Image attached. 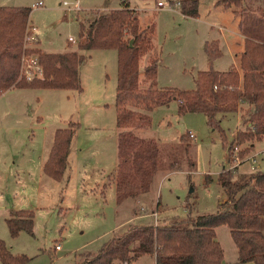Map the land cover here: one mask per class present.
<instances>
[{
    "label": "rangeland",
    "instance_id": "rangeland-1",
    "mask_svg": "<svg viewBox=\"0 0 264 264\" xmlns=\"http://www.w3.org/2000/svg\"><path fill=\"white\" fill-rule=\"evenodd\" d=\"M37 1L0 0V4L30 6L29 24L35 29L31 32L36 31L37 45L47 51L76 48L80 20L86 23L97 12L107 10L105 4H119V0H79L80 9L68 10L64 0H42V5L34 6ZM157 1L137 0L136 8L141 27L154 22L152 48L140 56V71L159 55V86L193 88L197 70L210 66L204 49L206 40L218 39L221 54L212 67L223 70L233 63L238 65L244 30L264 35V0H242L241 5L230 0H199L196 16L180 12L176 2L161 0L164 6L158 7ZM227 3L230 6L224 7ZM240 15L244 18L242 25ZM70 35L74 40L68 39ZM83 52L87 56L79 65L80 90L14 86L0 93V238L13 254L26 255L19 264L71 263L80 259L83 251L96 252L112 230H123L129 224V218L132 223L160 221L215 211L218 202L226 198L217 181L223 168H233L234 175L249 172L248 157L254 154L264 169V138L254 140L252 149L244 154L239 153L240 148L251 142L235 143L239 150L233 145L232 156H228L227 144L236 130L245 126V102L238 111L221 118L219 130L209 125L204 112L180 113L177 100H171L154 107L151 125L136 131L155 138L161 147H172L179 156L180 135L192 130L195 168L188 170L180 163L172 170L159 169L150 194L118 204L111 176L117 163V50L93 48ZM74 121L78 124L64 174L60 179L49 177L42 165L54 129ZM158 197L162 208L159 206L157 215L132 217L133 209L141 205L145 207L141 211L150 213ZM21 207L34 212L33 232L20 230L13 236L6 217L11 208ZM217 235L225 259L238 264L228 226L217 225ZM56 243H60L59 249ZM150 257L146 253L139 263L150 264Z\"/></svg>",
    "mask_w": 264,
    "mask_h": 264
},
{
    "label": "trees",
    "instance_id": "trees-1",
    "mask_svg": "<svg viewBox=\"0 0 264 264\" xmlns=\"http://www.w3.org/2000/svg\"><path fill=\"white\" fill-rule=\"evenodd\" d=\"M168 1L178 3L180 12L185 15L198 14L199 0ZM230 1L237 5L242 3V0ZM120 3L119 7L97 12L86 23L80 20L76 48L63 51H47L37 45V40L29 42L26 35L30 32L28 26H31L30 6L0 4V93L14 86L80 90L79 65L87 56L83 50H117V163L112 177L118 204L127 198L150 194L159 169L172 170L180 163L185 164L188 170L195 168L192 150L195 143L191 141L189 130L180 135L181 156L175 154L172 147H161L155 138L136 131V128L151 125L150 112L158 105L177 100L180 113L188 110L204 112L209 125L221 130V118L227 112L238 111L245 102V126L238 128L227 144L229 158L235 143L251 142L240 148L239 153L244 154L252 149L254 140L264 138L263 33L255 31L251 35L244 30L238 67L223 70L212 67L214 59L221 54L217 39L206 40L204 49L210 66L197 70L193 88L159 86V55L151 58L142 71L139 67L140 56L152 48L154 22L141 27L137 8L130 6L128 0ZM229 6V3L224 4V7ZM233 10L237 11L236 8ZM243 20V15H240L239 25ZM23 54L37 57L42 68L40 74L27 78L22 73ZM77 124L74 121L72 125L54 129L52 144L42 165L43 172L49 177L60 179L63 176ZM217 181L226 198L218 202L215 211L163 218L152 223H130L123 230H112L96 252L83 251L79 253L80 259L68 264H115L146 253L154 255V264H230L224 260L223 249L216 236L215 228L222 223L228 226L236 246V262L251 260L255 264H264V231L261 227L264 169L256 168L234 175L233 168H223L217 175ZM159 206L162 208L158 197L150 211H157ZM143 207L134 208L133 215L146 212L140 210ZM33 216L31 208H11L6 217L9 232L13 236L20 230L32 233ZM26 258L24 254H13L0 238L3 264H19Z\"/></svg>",
    "mask_w": 264,
    "mask_h": 264
},
{
    "label": "built area",
    "instance_id": "built-area-1",
    "mask_svg": "<svg viewBox=\"0 0 264 264\" xmlns=\"http://www.w3.org/2000/svg\"><path fill=\"white\" fill-rule=\"evenodd\" d=\"M63 5L65 6L66 9L71 10V9H75L78 10L80 9V4H79V0H74L73 3H69L67 0H64ZM42 4V0H38L37 2L34 3V6L37 5H41ZM158 7H162L164 6V2L161 0L157 1ZM30 29L29 34L26 35L27 39L29 40V42H34L37 40L36 34L33 33L34 31L31 32V29H34L33 25L28 26ZM69 40H74L73 36H69L68 37ZM21 71L22 73L27 77V78H31L35 75H38L42 72V68L40 66V64L38 63L37 57L35 55H26L23 54L21 57ZM189 135L192 138H195V134L192 130H189ZM235 150H239L237 145H234ZM234 150V152H235ZM236 153V152H235ZM248 159L250 160V168L251 170H254L257 168L258 165V161L256 158V155L251 154ZM256 163V164H255ZM55 248L59 249L60 248V243H56L55 244Z\"/></svg>",
    "mask_w": 264,
    "mask_h": 264
},
{
    "label": "crops",
    "instance_id": "crops-1",
    "mask_svg": "<svg viewBox=\"0 0 264 264\" xmlns=\"http://www.w3.org/2000/svg\"><path fill=\"white\" fill-rule=\"evenodd\" d=\"M120 1L121 0H119V4H118V6H109V5H107V4H105V5H103V7H106L107 9H111V8H116V7H119L120 5H121V3H120ZM139 1V0H138ZM128 2H129V4H130V6H135V7H137L136 5H137V0H128ZM216 3V2H215ZM42 5V4H41ZM37 6H40V5H37ZM30 22H31V20H29ZM32 23V22H31ZM33 25V24H32ZM33 27H34V25H33ZM35 30V29H34ZM35 34H37L36 33V31H35ZM241 34V33H240ZM38 36V35H37ZM241 36H242V39H243V37H244V34L242 33L241 34ZM218 40V39H217ZM236 42H237V40H236ZM230 47H231V45H230ZM236 51L234 52V55L236 56ZM240 57V56H239ZM232 66H236V67H238V65H236L235 63H233L231 66H229V68L230 67H232ZM220 70V69H219ZM190 130V129H189ZM117 131H118V129L116 130V133H117ZM234 136V135H233ZM52 138H53V136H52ZM52 144V143H51ZM257 168H261V165H260V162H258V165H257ZM251 169V168H250ZM112 176V175H111ZM210 178V177H209ZM164 207V206H163ZM149 214H151V215H157L158 214V212L157 211H155V212H146V213H142V214H136V215H134V216H132L133 218L134 217H144V216H148ZM132 219V218H131ZM130 218H129V221H128V223L130 224V223H132ZM264 215L262 216V221H261V227H262V230L264 231ZM156 221V220H155ZM155 221H146V222H134V223H152V222H155ZM117 227V226H116ZM127 226H125L124 228H126ZM123 228V229H124ZM116 229V228H115ZM117 230V229H116ZM216 236L218 237V235H217V226H216ZM218 239V238H217ZM148 254H150V264H154V255L153 254H151V253H148ZM143 256H145V254H142V255H140V256H138L137 258H134V259H132V260H130V261H127V262H121V261H116V263L115 264H140L139 263V260H141V258H143ZM236 256H237V253H236ZM223 258H224V260L226 261V262H228L226 259H225V257H224V253H223ZM229 263V262H228ZM238 264H255L253 261H251V260H249V261H244V262H238Z\"/></svg>",
    "mask_w": 264,
    "mask_h": 264
}]
</instances>
